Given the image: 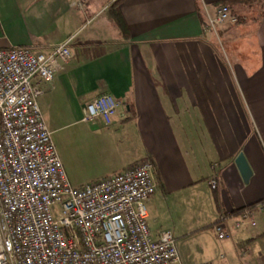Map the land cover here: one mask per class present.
Instances as JSON below:
<instances>
[{
    "label": "crops",
    "instance_id": "1",
    "mask_svg": "<svg viewBox=\"0 0 264 264\" xmlns=\"http://www.w3.org/2000/svg\"><path fill=\"white\" fill-rule=\"evenodd\" d=\"M219 1L122 0V33L107 11L112 0H0V48L47 53L70 38L72 57L41 83L48 128L81 120L100 94L119 102L110 124L91 123L75 172L58 153L73 185L151 159L148 226L153 237L172 231L182 264H264V214L238 228L231 220L264 200V0L229 7L217 30L223 49L208 26ZM100 126L114 130L110 139ZM223 217L230 236L221 240L213 226Z\"/></svg>",
    "mask_w": 264,
    "mask_h": 264
},
{
    "label": "built area",
    "instance_id": "2",
    "mask_svg": "<svg viewBox=\"0 0 264 264\" xmlns=\"http://www.w3.org/2000/svg\"><path fill=\"white\" fill-rule=\"evenodd\" d=\"M230 18L220 5L208 26ZM70 38L49 52L0 48V264H182L176 238L153 237L146 200L156 191L154 164L144 159L108 177L73 185L40 105L41 83L51 82L72 57ZM119 102L109 93L85 104L82 121L112 122ZM216 177L209 179L212 189ZM264 214V200L231 216L238 228ZM227 217L213 226L230 236Z\"/></svg>",
    "mask_w": 264,
    "mask_h": 264
},
{
    "label": "rangeland",
    "instance_id": "3",
    "mask_svg": "<svg viewBox=\"0 0 264 264\" xmlns=\"http://www.w3.org/2000/svg\"><path fill=\"white\" fill-rule=\"evenodd\" d=\"M109 4H111V2ZM217 30H218V26L216 27V30H215L216 31L215 39L218 42L219 47L223 49L221 45V38L219 37ZM47 123L49 124V128L51 129V132H52L51 134H52L53 142L67 169V172L69 171L75 172V170H77V168H75L76 166L75 164H76L77 158H79L77 154H79L80 149L83 148V146L81 145V142L86 139V136L90 135L88 130L92 122H84L82 120H79V118H74L73 116L72 117L67 116L57 126L50 125L49 121H47ZM113 131L114 130H112L111 127L109 126H100L96 133L98 134V136H101V137L105 136L106 139H110L109 137L113 135L112 134L114 133ZM100 140L101 141L105 140V138H102ZM88 141L86 143L90 144V142ZM110 143L114 145V142L111 141Z\"/></svg>",
    "mask_w": 264,
    "mask_h": 264
},
{
    "label": "trees",
    "instance_id": "4",
    "mask_svg": "<svg viewBox=\"0 0 264 264\" xmlns=\"http://www.w3.org/2000/svg\"><path fill=\"white\" fill-rule=\"evenodd\" d=\"M122 0H113L111 4L108 5V14L111 17L112 22L118 27V29L122 32L125 33V27L122 22V19L120 17V13L118 11V5ZM263 0H221L219 1V5H228L231 7L234 4H244L247 6H251L253 4L259 3ZM254 205V204H253ZM252 206V205H249ZM247 206V207H249ZM246 207L236 209L232 211V215H237L239 214L242 210H244Z\"/></svg>",
    "mask_w": 264,
    "mask_h": 264
},
{
    "label": "water",
    "instance_id": "5",
    "mask_svg": "<svg viewBox=\"0 0 264 264\" xmlns=\"http://www.w3.org/2000/svg\"><path fill=\"white\" fill-rule=\"evenodd\" d=\"M235 163L242 175L243 180L247 181L251 174V171L248 167V164L246 163L244 156L241 153L237 156Z\"/></svg>",
    "mask_w": 264,
    "mask_h": 264
}]
</instances>
